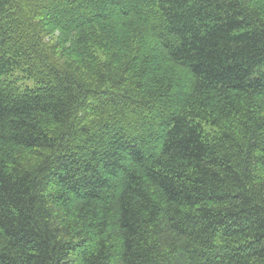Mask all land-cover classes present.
Wrapping results in <instances>:
<instances>
[{"label":"trees","instance_id":"16d2710c","mask_svg":"<svg viewBox=\"0 0 264 264\" xmlns=\"http://www.w3.org/2000/svg\"><path fill=\"white\" fill-rule=\"evenodd\" d=\"M0 264H264V0H0Z\"/></svg>","mask_w":264,"mask_h":264},{"label":"rangeland","instance_id":"374dc122","mask_svg":"<svg viewBox=\"0 0 264 264\" xmlns=\"http://www.w3.org/2000/svg\"><path fill=\"white\" fill-rule=\"evenodd\" d=\"M28 84H29V82H28Z\"/></svg>","mask_w":264,"mask_h":264}]
</instances>
